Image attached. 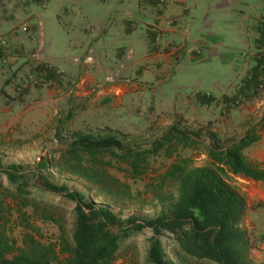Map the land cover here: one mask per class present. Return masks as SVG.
<instances>
[{
    "label": "crops",
    "instance_id": "1",
    "mask_svg": "<svg viewBox=\"0 0 264 264\" xmlns=\"http://www.w3.org/2000/svg\"><path fill=\"white\" fill-rule=\"evenodd\" d=\"M0 61L8 64L0 63V122H52L83 107L95 122L164 112L174 114L171 121L176 114L206 119L227 132L222 137L241 132L223 144L260 122L243 154L264 170V89L256 87L264 74V0H173L165 7L158 0H0ZM46 63L64 80L49 74L15 98L17 85ZM188 64L220 66L225 75L204 91L186 85ZM230 179L244 205L240 229L264 257V184Z\"/></svg>",
    "mask_w": 264,
    "mask_h": 264
},
{
    "label": "trees",
    "instance_id": "2",
    "mask_svg": "<svg viewBox=\"0 0 264 264\" xmlns=\"http://www.w3.org/2000/svg\"><path fill=\"white\" fill-rule=\"evenodd\" d=\"M70 118L68 112L65 119ZM259 124L248 128L238 141L225 144L209 134L205 150L209 163L201 167H193L188 158L177 155L179 149H195L204 140L176 125L145 146L134 145L129 134L108 127L72 132L69 143L57 149L56 169L84 181L115 203L132 201L134 196L129 184L111 171L135 181L148 174L151 158L159 154L176 156L177 160L159 177L158 191L152 190L161 204L152 219L136 215L122 218L106 207L95 206L82 192L53 183L44 174L0 161V264H114L132 236L143 231L150 234L146 255L149 264H173L160 240L163 237L169 240L181 264H249L253 245L240 229L244 205L225 179L242 176L264 184V170L248 162L243 154L257 141L254 129ZM38 167L45 169L47 165L41 162ZM166 184L174 188V197L163 193ZM33 194L61 198L74 205L71 242L60 225L59 210ZM5 198L17 205L15 221L23 229L20 243L13 237ZM28 207L31 214L23 211ZM32 221L57 225L58 243H43Z\"/></svg>",
    "mask_w": 264,
    "mask_h": 264
},
{
    "label": "rangeland",
    "instance_id": "3",
    "mask_svg": "<svg viewBox=\"0 0 264 264\" xmlns=\"http://www.w3.org/2000/svg\"><path fill=\"white\" fill-rule=\"evenodd\" d=\"M2 60V59H1ZM1 65H8L6 62L0 61ZM50 64V63H46ZM53 66L52 64H50ZM54 67V66H53ZM212 67V65H196L188 64L185 68L187 79L186 85L195 86L200 85L204 91H210L211 85L216 78L221 75L222 69ZM55 68V67H54ZM56 69V68H55ZM58 70V69H57ZM41 70L38 72V75ZM62 75L63 72L61 71ZM36 75V76H38ZM36 76H33L35 78ZM31 77H26L23 82L19 83L16 88V97L21 95L24 88L30 86H39L44 84V81H38L37 84L31 83ZM63 75V80H64ZM264 87V86H263ZM264 88L258 90L257 93H261ZM256 95V94H255ZM256 96L255 98H257ZM14 100V99H13ZM241 105V104H240ZM239 105V106H240ZM86 108L80 109L79 113H71L70 119H65V114H58V116L52 122H0V161L4 165L17 164L31 169L32 171L39 172L46 175L53 183L57 185L65 184L72 190L82 192L86 199L98 207H106L118 214L122 218H126L130 215H136L145 219H152L158 215L161 210V204L159 200L154 197L152 190H157L160 176L167 170V168L177 160L176 156L171 158L165 157L163 154L151 158L148 174L138 180H126L123 174L116 171H111V174L129 184L131 193L134 196L132 201L125 202H112L101 195H99L95 189L90 187L84 181L70 176L66 173L59 172L55 167V159L57 158V149L67 145L70 141V134L72 132L83 131H96L104 127L111 128L113 130L120 131L131 136V142L137 146H145L157 137H159L165 130L173 125H176L180 130L188 133H197L204 140V142L195 149L178 150V157L188 158L191 166L201 167L209 163L206 155V146L210 143L208 139L209 134L213 133L219 136V141L234 139L239 136L235 134L231 137L226 136L227 132L215 130L212 124H208L206 119L200 122L184 121L182 117L174 116V121H171V116L174 114H167L161 112L159 114H151L148 111L140 113L136 112V119L123 120L122 122H95L89 118H85L82 111ZM205 118V117H204ZM211 122V121H210ZM264 126V125H263ZM207 138V139H206ZM228 138V139H227ZM45 163L47 167L45 169L39 168V163ZM30 177V176H29ZM226 183L231 187L234 183L231 179H225ZM4 186H6L4 184ZM158 191V190H157ZM162 193V192H161ZM163 193L172 197L175 195V190L169 184L163 187ZM35 198H43L48 205L55 206L59 210L60 225L65 233V236L69 242H71V235L74 224V205L61 198L33 194ZM5 204L10 213V226L13 228V237L20 243L23 229L15 221L16 203L11 198H5ZM27 214L32 213V208L28 207L23 209ZM34 225L40 231V240L43 243L57 244L60 236V229L57 225L52 223H43L40 221H32ZM150 234L148 231H143L139 234L132 236L129 241L128 248L118 257L114 264H149L146 261V255L148 250V238ZM253 249L249 258V264H264V257L258 254L259 249L255 240L249 238ZM165 247L166 253L173 264L179 263L172 251V245L165 237L160 239ZM197 264H214V263H197Z\"/></svg>",
    "mask_w": 264,
    "mask_h": 264
},
{
    "label": "built area",
    "instance_id": "4",
    "mask_svg": "<svg viewBox=\"0 0 264 264\" xmlns=\"http://www.w3.org/2000/svg\"><path fill=\"white\" fill-rule=\"evenodd\" d=\"M173 0H158V5L159 7H165L168 6L172 3ZM41 74H39L38 76H36L35 78H30L31 79V83L32 84H37L38 81H44V79L46 77H48V75L51 73L53 74V77L55 78V81H63V75L61 73L60 70L55 69L53 66H51L50 64H44L43 67L41 68ZM264 86V74H262L259 77L258 80V89H262ZM209 96V95H206ZM240 105V101H235V102H231L230 103V107L231 108H236Z\"/></svg>",
    "mask_w": 264,
    "mask_h": 264
}]
</instances>
